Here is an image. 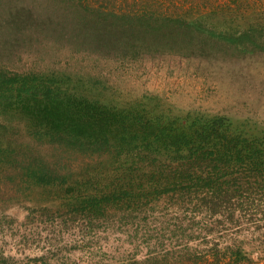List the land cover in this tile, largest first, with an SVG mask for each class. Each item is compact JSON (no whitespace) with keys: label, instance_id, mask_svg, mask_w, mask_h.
Returning a JSON list of instances; mask_svg holds the SVG:
<instances>
[{"label":"trees","instance_id":"16d2710c","mask_svg":"<svg viewBox=\"0 0 264 264\" xmlns=\"http://www.w3.org/2000/svg\"><path fill=\"white\" fill-rule=\"evenodd\" d=\"M230 1L0 0V44L46 27L79 49L127 58L264 52V0ZM3 61L0 112L26 116L40 143L118 162L115 178L101 188L89 178L94 188L71 202L97 225L122 220L128 235L158 243L115 264L264 262V127L112 105Z\"/></svg>","mask_w":264,"mask_h":264},{"label":"rangeland","instance_id":"374dc122","mask_svg":"<svg viewBox=\"0 0 264 264\" xmlns=\"http://www.w3.org/2000/svg\"><path fill=\"white\" fill-rule=\"evenodd\" d=\"M46 29L3 38L0 58L7 68L53 76L116 106L141 101L155 110L222 114L233 123L264 127V52L127 58L79 49L60 38L58 29ZM35 132L21 113L0 112V256L10 258L0 264H115L127 252L141 258L149 246L158 247L128 235L132 228L122 220L97 225L71 207L74 196L88 191L89 178L96 188L115 178L118 162L40 143Z\"/></svg>","mask_w":264,"mask_h":264}]
</instances>
